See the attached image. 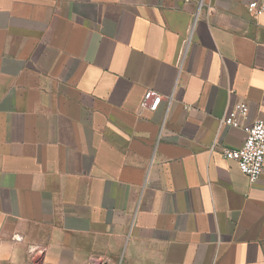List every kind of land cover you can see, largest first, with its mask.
Segmentation results:
<instances>
[{
	"label": "crops",
	"instance_id": "1",
	"mask_svg": "<svg viewBox=\"0 0 264 264\" xmlns=\"http://www.w3.org/2000/svg\"><path fill=\"white\" fill-rule=\"evenodd\" d=\"M250 3L0 0V264H264V168L223 157L264 122Z\"/></svg>",
	"mask_w": 264,
	"mask_h": 264
},
{
	"label": "built area",
	"instance_id": "2",
	"mask_svg": "<svg viewBox=\"0 0 264 264\" xmlns=\"http://www.w3.org/2000/svg\"><path fill=\"white\" fill-rule=\"evenodd\" d=\"M247 11L254 17L260 16L264 8L257 3H250ZM161 101V97H155L150 105L154 111ZM248 119V108L244 104L235 105L227 110L220 118V126L232 129H241ZM223 157L234 161L240 172L247 178L250 184H255L264 168V122L256 120L246 129V138L238 149H224Z\"/></svg>",
	"mask_w": 264,
	"mask_h": 264
}]
</instances>
